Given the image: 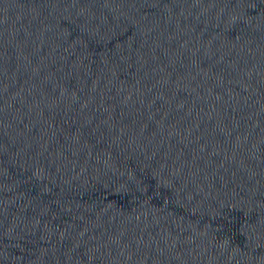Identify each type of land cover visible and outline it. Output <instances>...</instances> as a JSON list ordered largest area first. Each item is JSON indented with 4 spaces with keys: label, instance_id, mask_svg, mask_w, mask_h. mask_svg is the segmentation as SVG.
Here are the masks:
<instances>
[{
    "label": "water",
    "instance_id": "obj_1",
    "mask_svg": "<svg viewBox=\"0 0 264 264\" xmlns=\"http://www.w3.org/2000/svg\"><path fill=\"white\" fill-rule=\"evenodd\" d=\"M0 264H264V0H0Z\"/></svg>",
    "mask_w": 264,
    "mask_h": 264
}]
</instances>
